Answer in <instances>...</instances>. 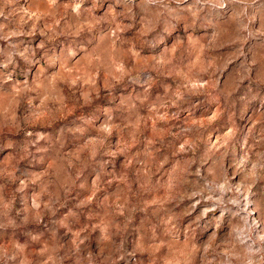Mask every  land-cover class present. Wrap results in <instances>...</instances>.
I'll return each mask as SVG.
<instances>
[{"label":"rangeland","instance_id":"374dc122","mask_svg":"<svg viewBox=\"0 0 264 264\" xmlns=\"http://www.w3.org/2000/svg\"><path fill=\"white\" fill-rule=\"evenodd\" d=\"M0 264H264V0H0Z\"/></svg>","mask_w":264,"mask_h":264}]
</instances>
